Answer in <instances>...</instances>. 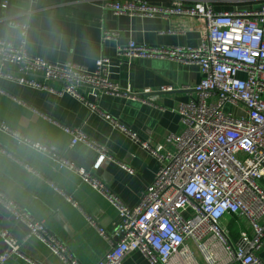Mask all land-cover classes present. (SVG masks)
Returning <instances> with one entry per match:
<instances>
[{
    "label": "built area",
    "instance_id": "1",
    "mask_svg": "<svg viewBox=\"0 0 264 264\" xmlns=\"http://www.w3.org/2000/svg\"><path fill=\"white\" fill-rule=\"evenodd\" d=\"M103 4L116 15H177L193 17L199 23L202 36L198 46L150 47L131 41L118 49L121 63L155 57L199 65L201 81L184 87L191 91L190 100L177 105L184 130L171 139L175 150L141 139L86 98L82 87L90 88L95 96L106 93L155 100L156 95L143 96L150 94L149 89L139 93L112 82L107 57L98 59L91 70L76 63H51L33 57L24 44L16 46L0 39V75L38 89H52L51 81L60 82L62 93L83 101L91 112H99L156 157L159 170L139 202L134 207L125 205L95 173L72 162L66 150L34 141L1 119L0 130L51 158L56 168L77 173L117 208L119 220L113 234L87 216L111 244L96 264H123L136 250L151 264H171L173 259L179 264H201L199 256L204 264H222L223 259L227 264H263L259 251L264 247V7L219 12L212 0H197L191 6L178 2L171 7L145 0H103ZM11 24L27 28L18 21ZM104 36L111 39L117 33L106 31ZM8 65L14 70L8 71ZM173 90L164 86L158 92ZM62 127L71 135L69 149L83 142L113 160L105 147L90 140L80 128ZM63 194L78 206L71 196ZM0 206L29 229L21 240L9 229L0 228V264H8L13 256L24 258L21 245L30 237L38 238L64 263L80 264L58 235L1 189ZM227 215L243 217L249 223L250 232L242 231L236 245L223 224ZM114 237L119 238L116 243Z\"/></svg>",
    "mask_w": 264,
    "mask_h": 264
},
{
    "label": "crops",
    "instance_id": "2",
    "mask_svg": "<svg viewBox=\"0 0 264 264\" xmlns=\"http://www.w3.org/2000/svg\"><path fill=\"white\" fill-rule=\"evenodd\" d=\"M31 1L0 0V39L16 46L24 44L33 57L51 63H76L91 70L95 69L98 59L109 58L112 82L139 93L149 89L150 94L145 92L143 96L156 95L155 100L145 102L106 93L95 96L90 88L82 87L86 98L141 139L175 150L171 139L184 130L177 105L190 100L191 91L184 87H194L201 81L199 65L155 57L121 63L118 49L131 41L150 47L198 46L202 36L198 21L177 15H116L103 6V0H61L51 7L36 10L29 8ZM145 1L163 7L175 6L178 2L191 6L197 2ZM81 3L96 4L101 11L99 14L86 11L78 7ZM212 3L219 12L264 7V0H212ZM12 21L25 23L27 28L15 27ZM106 31L115 32L117 36L106 39ZM7 70H14V66L8 65ZM49 84L53 90L34 88L0 75V119L34 141L66 150V156L72 162L91 170L125 205L134 207L153 182L160 166L158 159L99 112H91L83 101L62 93L60 82ZM164 86H172L174 90L158 92ZM62 126L80 128L90 140L105 147L113 160L101 156L97 148L83 142L69 149L71 135ZM0 189L58 235L80 264H96L110 248V241L87 220V216L94 217L98 226L113 234L119 212L109 199L85 183L77 173L56 168L51 158L19 143L2 130ZM63 193L71 196L78 206L67 200ZM223 224L234 245L239 242L242 231L250 232L249 223L243 217L227 215ZM0 228L9 229L21 240L29 232L27 225L17 221L3 206H0ZM118 240L114 237L112 241ZM259 252L264 264V247ZM21 253L24 258L13 256L8 264H66L36 237L22 243ZM198 259L204 264L202 256ZM123 264L151 263L136 250L125 257ZM171 264L179 262L173 259ZM222 264H227L224 259Z\"/></svg>",
    "mask_w": 264,
    "mask_h": 264
},
{
    "label": "water",
    "instance_id": "3",
    "mask_svg": "<svg viewBox=\"0 0 264 264\" xmlns=\"http://www.w3.org/2000/svg\"><path fill=\"white\" fill-rule=\"evenodd\" d=\"M59 1L60 0H32L29 5V8L31 10L41 9L45 7L47 8L53 6L55 3ZM78 7L92 13L99 14L101 11V7L93 3H81L78 5Z\"/></svg>",
    "mask_w": 264,
    "mask_h": 264
}]
</instances>
